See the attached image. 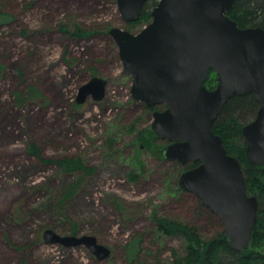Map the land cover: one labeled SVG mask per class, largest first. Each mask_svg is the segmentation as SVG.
I'll list each match as a JSON object with an SVG mask.
<instances>
[{
    "label": "rangeland",
    "instance_id": "rangeland-1",
    "mask_svg": "<svg viewBox=\"0 0 264 264\" xmlns=\"http://www.w3.org/2000/svg\"><path fill=\"white\" fill-rule=\"evenodd\" d=\"M0 11L13 14L0 25V264H127L136 240L131 264H175L186 241L159 233L157 217L194 223L205 239L222 229L194 211V194L174 193L186 165L164 159L168 141L151 130L164 105L148 108L131 96L108 34L136 33L151 17L127 24L116 0H0ZM92 69L107 80L105 96L76 104ZM207 80L213 89L217 74ZM30 85L39 95L28 94ZM32 143L43 159L78 156L90 171L44 163L28 152ZM47 228L93 235L110 254L99 260L83 245L45 243Z\"/></svg>",
    "mask_w": 264,
    "mask_h": 264
},
{
    "label": "water",
    "instance_id": "water-1",
    "mask_svg": "<svg viewBox=\"0 0 264 264\" xmlns=\"http://www.w3.org/2000/svg\"><path fill=\"white\" fill-rule=\"evenodd\" d=\"M146 0H116L124 22L139 19ZM235 0H157L151 20L132 33L111 27L123 69L131 78L130 94L146 106L164 105L152 113L151 130L167 140L161 156L183 165L178 185L194 194L222 223L227 246L249 248L256 221L257 198L248 193L239 160L228 154L212 125L234 95L252 94L260 103L253 120L244 124L245 156L264 166V29L239 27L228 16ZM217 74L213 89L204 86L209 72ZM107 80L99 75L81 84L75 103L101 100ZM45 243L85 246L97 259L110 249L95 236L60 235L47 228Z\"/></svg>",
    "mask_w": 264,
    "mask_h": 264
},
{
    "label": "trees",
    "instance_id": "trees-1",
    "mask_svg": "<svg viewBox=\"0 0 264 264\" xmlns=\"http://www.w3.org/2000/svg\"><path fill=\"white\" fill-rule=\"evenodd\" d=\"M156 3L157 0H146L141 8L138 21L150 19L151 8ZM228 16L234 19L239 27H261L264 29V0H235L228 12ZM12 18V13L0 11V25L9 23ZM133 22H127V24L131 25ZM76 34L86 35L87 32L78 29ZM2 67L3 65L0 63V71ZM210 72L213 73L212 70ZM93 75H96L95 69L91 70V76ZM208 83L209 80L207 79L203 83L206 88ZM27 91L31 96L39 95V90L34 85H30ZM147 107L154 108L155 106ZM259 107L260 103L250 93L234 95L222 106L212 125L213 132L221 137L222 144L227 153L239 160L244 172L248 193L257 198L256 221L249 248L243 252L230 249L223 239L222 229L210 238L205 239L201 236L198 227L194 223L185 222L181 219L157 217L155 221L159 233L164 235H180L186 241L185 253L182 256L175 257V264H264V251L260 250L264 246V166L253 165L247 160L244 151L245 140L241 133L242 126L254 119ZM150 133L152 135L151 131ZM140 136L144 139V134L141 131ZM28 152L44 163L54 164L64 172L90 171V168L85 165L83 159L78 156L43 159L38 147L34 143L28 146ZM198 163H189L186 165V169L194 167ZM182 191L177 183L174 193L179 194ZM193 197L195 198V203L192 206L194 211L201 215H208L211 219H217L218 224L221 226L219 218L206 209L198 198ZM133 243H137L135 251L131 250ZM138 251L139 242L136 240L129 245L127 264H131V261L136 258Z\"/></svg>",
    "mask_w": 264,
    "mask_h": 264
},
{
    "label": "flooded vegetation",
    "instance_id": "flooded-vegetation-1",
    "mask_svg": "<svg viewBox=\"0 0 264 264\" xmlns=\"http://www.w3.org/2000/svg\"><path fill=\"white\" fill-rule=\"evenodd\" d=\"M93 76H94V75H93ZM91 77H92V76H91ZM92 256H93L94 258H96V256H95V255H93V254H92Z\"/></svg>",
    "mask_w": 264,
    "mask_h": 264
}]
</instances>
